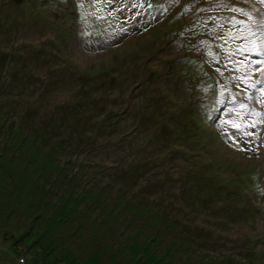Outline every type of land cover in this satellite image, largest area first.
<instances>
[{"label":"rangeland","instance_id":"rangeland-1","mask_svg":"<svg viewBox=\"0 0 264 264\" xmlns=\"http://www.w3.org/2000/svg\"><path fill=\"white\" fill-rule=\"evenodd\" d=\"M2 112L49 120L61 139L74 122L87 127L95 149L71 153L87 165L82 185L111 184L107 202L129 187L157 202L180 223L165 244L190 237L175 264H264L262 0H0ZM115 221L114 242L143 223ZM4 240L0 264H20Z\"/></svg>","mask_w":264,"mask_h":264},{"label":"trees","instance_id":"trees-1","mask_svg":"<svg viewBox=\"0 0 264 264\" xmlns=\"http://www.w3.org/2000/svg\"><path fill=\"white\" fill-rule=\"evenodd\" d=\"M3 115L0 113V232L2 240L13 241L25 264H175L177 255H186L191 246L189 235L178 239L173 234L165 244L164 233H171L180 223L163 217L157 202L138 197L131 187L129 197L113 193L114 200L110 197L107 202L111 184L96 189L82 185L87 165L75 163L71 153L77 148V154L81 149L89 153L95 149L87 127L74 122L61 139L57 130L49 129V120L27 118L14 123ZM148 118L141 116L134 132L144 128ZM165 122L161 117L157 123L164 129ZM117 124L111 121L109 130ZM50 126L54 129L53 124ZM105 129L98 125L95 134H103ZM130 134L122 133L120 142L127 135L134 136ZM74 165L76 171L72 170ZM234 178L229 176L227 181ZM218 200L212 198L210 202ZM121 207L129 217L120 221L116 218ZM237 209L229 211L239 214ZM115 220L124 227L136 220L143 223L131 230L127 239L114 242L112 230H119L111 227ZM200 260L201 264L226 262L208 255Z\"/></svg>","mask_w":264,"mask_h":264},{"label":"snow or ice","instance_id":"snow-or-ice-1","mask_svg":"<svg viewBox=\"0 0 264 264\" xmlns=\"http://www.w3.org/2000/svg\"><path fill=\"white\" fill-rule=\"evenodd\" d=\"M262 2H264V0H262ZM232 10L237 11V12L241 13L242 15H247V13L241 8H233Z\"/></svg>","mask_w":264,"mask_h":264},{"label":"built area","instance_id":"built-area-1","mask_svg":"<svg viewBox=\"0 0 264 264\" xmlns=\"http://www.w3.org/2000/svg\"><path fill=\"white\" fill-rule=\"evenodd\" d=\"M19 263H20V264H25V257L20 258V259H19Z\"/></svg>","mask_w":264,"mask_h":264}]
</instances>
